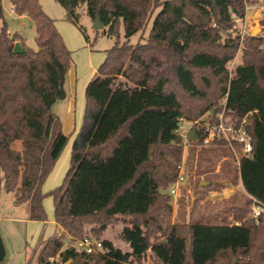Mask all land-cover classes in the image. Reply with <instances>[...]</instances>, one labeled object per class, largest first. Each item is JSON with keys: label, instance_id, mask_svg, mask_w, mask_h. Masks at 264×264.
Listing matches in <instances>:
<instances>
[{"label": "trees", "instance_id": "1", "mask_svg": "<svg viewBox=\"0 0 264 264\" xmlns=\"http://www.w3.org/2000/svg\"><path fill=\"white\" fill-rule=\"evenodd\" d=\"M55 1L75 25L86 6L93 21L101 17L110 37L119 38L122 23L126 41L106 51L87 88L69 171L50 192L55 224L63 234L41 241L36 264H143L147 255L156 264H264V212L256 225L244 210L254 200L264 209V38L231 32L235 18L245 19L246 6L259 0ZM11 4L16 15L33 21L38 49L9 34L4 22L0 193L14 194L18 205L28 203L29 219L45 222L42 188L68 142L53 106L66 98L71 52L40 0ZM153 16L146 42L131 45L130 38L145 32ZM16 43L23 54L14 53ZM239 54L240 63L230 69ZM100 86L108 88L105 95ZM224 101L230 122L246 119L254 146L239 167L224 141L203 143L199 126L191 127L195 138L187 146L178 133L183 122H203L207 114L219 113ZM127 107L131 114L123 113ZM102 114L105 124L99 123ZM194 146L202 148L199 158L212 152L204 147H226L251 197L232 198L228 222L173 219L168 190L177 181L185 147ZM206 182L208 188L211 181ZM115 226L122 230L114 241L106 236ZM89 236L102 242V252L88 254L74 246ZM117 244L127 245L126 250ZM5 258L0 233V264Z\"/></svg>", "mask_w": 264, "mask_h": 264}, {"label": "rangeland", "instance_id": "2", "mask_svg": "<svg viewBox=\"0 0 264 264\" xmlns=\"http://www.w3.org/2000/svg\"><path fill=\"white\" fill-rule=\"evenodd\" d=\"M261 1L259 0L255 7L252 5L246 6V13L249 19H252L257 12L260 17L259 26L257 27L256 23L253 26H249L247 35L253 36V33H255V36L264 38V29L261 26V20L264 18V4L263 10L259 9ZM40 4L45 13L55 20L57 30L71 52V67L65 83L66 98L58 101L53 106V112L60 118L63 132L68 137V142L42 188L43 193L46 194L43 201L46 212L45 222L29 219L28 203L18 205L14 200V194L5 191L0 193V233L4 243L6 246L8 245L9 264H36L35 252L39 248L41 241L54 235L59 236L62 234L56 228L54 200L50 192L63 184L69 171L75 135L81 128L84 119L86 93L89 84L97 77V71L105 61L106 51L111 49L118 40L121 43L126 41L122 23L119 28V38L110 37L103 30H96L94 28L95 22L87 15L86 6H82L79 9V24L75 25L67 19L65 9L55 0H40ZM0 8L3 15L2 18L0 17V29L5 22L9 34L21 35L29 48L37 50L36 32L31 18L26 15H16L12 10L11 0H0ZM154 18L155 16L151 18L145 32L138 33L130 38L129 43L131 45L146 42ZM240 56L239 54L229 64L231 65L230 69L240 63ZM98 91L105 95L108 88L100 86ZM133 103L136 106L137 101ZM132 110L127 107L123 113L131 114ZM104 116L105 114H102L99 123L105 124L106 119ZM182 125L185 130L191 126L188 122H183ZM195 148V146L190 149L185 147L182 162L184 163L183 176L185 177V182L182 186L183 189L177 190V195L171 197L172 206L178 210L176 221L187 223L192 220H200V222L207 224H222L227 219L226 222H228L231 216L227 208L229 209L231 205L229 201H223L226 196L223 193L226 185L230 183L233 184L231 186L233 191H238L237 187L239 184L238 172L229 160L231 159L230 152L226 147L216 146L213 148H216L215 152L217 153H205L199 158V152L193 151ZM201 149L200 147L198 148V150ZM203 149L206 148L204 147ZM190 150L193 152L191 153ZM216 154L227 157V159H223L221 156L216 157ZM204 180L213 182L214 187L212 190L201 192L200 184ZM173 187L175 185H172L168 192ZM187 190L192 191V194L188 193ZM251 209L252 204L250 208H244L245 211H248V215L251 214ZM174 215L173 213V219H175ZM121 230L122 228L119 226L109 228L106 238L115 241L116 232ZM117 246L123 250H126L127 247L124 244H117ZM22 250L27 253L26 261H24V256L20 254ZM143 264L156 263L147 255Z\"/></svg>", "mask_w": 264, "mask_h": 264}, {"label": "built area", "instance_id": "3", "mask_svg": "<svg viewBox=\"0 0 264 264\" xmlns=\"http://www.w3.org/2000/svg\"><path fill=\"white\" fill-rule=\"evenodd\" d=\"M231 32L244 37L249 32V25H247L245 19L235 18V25ZM229 68H231V65H229ZM221 106L223 109L219 113L207 114L203 122L190 123L191 126L186 130L181 124L178 133L183 137L184 144L187 146L189 144L191 127L194 125L199 126L203 132V143L205 145H209L211 142L216 140L224 141L231 149L235 163L239 167L242 158L251 156L254 146L245 129L246 119H244L240 124L230 122L225 115V101L221 103ZM178 169L179 175L176 183L174 184L175 187H173L170 191L172 196L177 195L178 187L185 182V177L183 176L184 164L181 163L178 165ZM263 212V207L254 200L251 209V217L255 221L256 225L259 224V218L263 215ZM74 246L79 251H83L88 254L103 251L102 242L92 236L76 242Z\"/></svg>", "mask_w": 264, "mask_h": 264}, {"label": "crops", "instance_id": "4", "mask_svg": "<svg viewBox=\"0 0 264 264\" xmlns=\"http://www.w3.org/2000/svg\"><path fill=\"white\" fill-rule=\"evenodd\" d=\"M262 3L261 4H259V9H261V10H263V4H264V0H262L261 1ZM253 7H255V5L253 6ZM247 11H248V7H247ZM258 12L252 17V19H249L248 18V16H247V13H246V17H245V21H246V23H247V25H249V26H253V24L254 23H256V26L258 27L259 26V16H258ZM56 24V23H55ZM57 27V26H56ZM253 28H255V27H253ZM206 149H208L209 151H212V152H214V150L216 151V148H213V147H207ZM195 151H198L199 152V150L198 149H196ZM191 154V153H190ZM221 157H223V156H221ZM227 159V157H223V159ZM184 164V163H183ZM203 182H205V183H207L206 182V180H204ZM184 184H181L178 188V190H180L181 188L183 189V186ZM231 186H233V184H228V185H226V188H225V191H224V195H226L224 198H223V201H229V204L230 205H235V203H233V200H232V198L235 196V195H239V196H245V197H247V198H249V199H251V197H249L247 194H246V192H245V190H244V188H243V185H242V182H241V180H239V184H238V187H237V190L238 191H233V189L231 188ZM214 186H213V182H211V185L207 188V187H201V192H206V191H208V190H212V188H213ZM187 192L188 193H190V194H192V191H190V190H187ZM14 200H16V198H14ZM173 209H174V217H175V220H176V218H178V210L177 209H175V207H173ZM27 222H29V221H27ZM236 224H240V223H236ZM57 228V227H56ZM58 229V228H57ZM59 230V229H58ZM59 231H61V230H59ZM62 232V231H61ZM62 234H63V232H62ZM61 234V235H62ZM2 236V235H1ZM60 236V235H59ZM107 237V236H106ZM3 238V237H2ZM12 245V244H11ZM7 247H8V245L6 246V244H5V248H6V258H5V261H4V263H7V264H9L10 263V260L8 259L9 258V256H8V253H7ZM25 250H27V248H25ZM25 250H22L21 252H20V254L22 255V256H24V261H26V257H27V253H25ZM9 260V261H8Z\"/></svg>", "mask_w": 264, "mask_h": 264}, {"label": "water", "instance_id": "5", "mask_svg": "<svg viewBox=\"0 0 264 264\" xmlns=\"http://www.w3.org/2000/svg\"><path fill=\"white\" fill-rule=\"evenodd\" d=\"M94 22H95L94 28L96 30H103L104 29V24L101 21V17L99 15L95 18ZM253 36H255V33H253ZM14 53L15 54H23L24 53V50L19 43L15 44ZM194 138H195V131H192L191 135H190V140L194 141ZM207 185H208V183H205V182H202L200 184L201 187H206ZM65 264H70V262H67Z\"/></svg>", "mask_w": 264, "mask_h": 264}]
</instances>
